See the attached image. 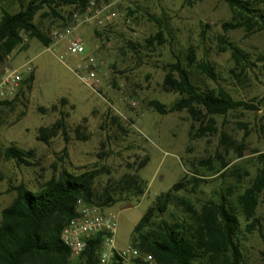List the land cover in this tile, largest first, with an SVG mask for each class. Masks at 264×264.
I'll return each instance as SVG.
<instances>
[{
  "label": "rangeland",
  "instance_id": "rangeland-1",
  "mask_svg": "<svg viewBox=\"0 0 264 264\" xmlns=\"http://www.w3.org/2000/svg\"><path fill=\"white\" fill-rule=\"evenodd\" d=\"M30 1L44 0H0V20L4 10L17 13ZM242 1L264 13V0ZM107 3L103 0L100 5ZM76 12L73 7L46 4L35 24L51 38L53 30L71 24ZM117 13L105 28L85 24L79 29L87 55L103 63L99 93L73 73L82 60L70 55L63 43L53 41L46 48L23 34L24 43L0 65L2 71L27 63L34 68L24 77L21 95L0 109V223L2 211L12 204L15 188L21 185L36 191L64 171L93 172V188L103 193L126 176L138 175L147 184L145 194L123 196L104 209L118 215L117 244L125 247L157 197L183 181L186 188L178 197L194 211L212 202L232 206L240 221L241 264H264V192L251 233L247 227L253 220H245L240 205L264 153V111L259 112L264 109V30L224 31L223 24L234 17L227 0H119ZM158 34L163 44L156 41ZM229 45L243 52L241 64ZM191 51L196 64H212L217 82L189 64ZM177 60L203 89L223 88L256 110L240 108L225 116H208L198 108L197 119L187 110L159 114L152 102L169 108L180 99L164 85L166 69ZM62 118L66 135L49 131L47 143L38 141L41 129H51ZM10 147L28 153L27 163L7 160L5 151ZM184 215L182 206L172 207L166 218L181 222Z\"/></svg>",
  "mask_w": 264,
  "mask_h": 264
},
{
  "label": "trees",
  "instance_id": "trees-1",
  "mask_svg": "<svg viewBox=\"0 0 264 264\" xmlns=\"http://www.w3.org/2000/svg\"><path fill=\"white\" fill-rule=\"evenodd\" d=\"M92 1L100 4L103 0L30 1L28 4H21V10L17 13L4 10L0 20V65L24 43L23 34L37 39L46 48L53 43L52 38H47L35 24V17L44 5L68 6L77 12H84ZM227 2L234 17L232 22L223 24L224 31L264 30L262 11L242 0ZM52 11L60 17L54 8ZM97 34L100 36L98 32ZM156 41L164 43L162 34H158ZM229 49L234 60L241 64L244 60L243 52L234 45H229ZM188 62L212 81H218L212 64H196L193 51L188 56ZM166 70L165 88L179 94L180 99L169 108L159 102H152L151 108L161 115L187 110L197 119L198 108L208 116H225L240 108L256 110L254 104L234 100L223 88L203 89L196 84L193 74L180 60L170 64ZM33 81L34 76H31L29 89ZM12 103L2 102L0 109ZM66 103L67 100H62V104ZM49 131L54 135L59 131L66 135L65 120L62 118L51 129H41L38 141L47 143L52 136L48 134ZM28 157V153L16 147L5 151L7 160H14L19 164L27 163ZM258 160L261 168L250 187L240 197L245 220H253L247 227L250 233L258 223L255 214L259 196L264 192V153ZM95 178L96 174L93 172L76 175L64 171L36 191L24 185L15 188L17 197L2 211L0 264H98L97 251L101 239L89 242L86 251L76 259H72L71 250L61 240L64 224L75 216L76 201L83 199L85 203L102 209L111 208L123 196L141 198L146 192L147 184L138 175L126 176L113 189L98 193L93 188ZM185 188L183 181L178 182L168 192L157 197L135 226L131 244L140 252L152 254L158 264H241L242 254L238 241L240 221L232 206L225 202H212L203 205L201 211L196 212L178 197V193ZM181 206L185 214L181 222L166 218L170 208ZM138 264L146 263L139 261Z\"/></svg>",
  "mask_w": 264,
  "mask_h": 264
},
{
  "label": "built area",
  "instance_id": "built-area-1",
  "mask_svg": "<svg viewBox=\"0 0 264 264\" xmlns=\"http://www.w3.org/2000/svg\"><path fill=\"white\" fill-rule=\"evenodd\" d=\"M118 4L119 0H111L105 5L92 1L84 12L78 11L73 15L71 24L56 28L52 32L51 38L56 45L65 44L70 55L81 58L82 65L73 70V73L95 93H99L101 88L103 63L95 56L87 55L79 29L85 24H95L99 28L107 27L118 16ZM33 71L31 63L12 71L0 70V103L12 101L20 96L25 75H30ZM263 111L264 109H259L260 113ZM118 226L119 218L116 213L78 199L75 204V216L64 224L61 240L71 250L72 259L80 257L89 242L101 239L97 251L98 264H138L139 261L156 264L152 255L143 257L131 244L120 247L117 244Z\"/></svg>",
  "mask_w": 264,
  "mask_h": 264
}]
</instances>
